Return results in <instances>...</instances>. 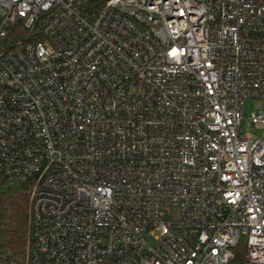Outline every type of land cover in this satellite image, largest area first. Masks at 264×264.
I'll return each mask as SVG.
<instances>
[{
    "label": "built area",
    "instance_id": "1",
    "mask_svg": "<svg viewBox=\"0 0 264 264\" xmlns=\"http://www.w3.org/2000/svg\"><path fill=\"white\" fill-rule=\"evenodd\" d=\"M247 99H264V0H0L21 264H264ZM246 120L264 128V109Z\"/></svg>",
    "mask_w": 264,
    "mask_h": 264
},
{
    "label": "trees",
    "instance_id": "2",
    "mask_svg": "<svg viewBox=\"0 0 264 264\" xmlns=\"http://www.w3.org/2000/svg\"><path fill=\"white\" fill-rule=\"evenodd\" d=\"M31 200L27 184L0 183V264H21L30 247Z\"/></svg>",
    "mask_w": 264,
    "mask_h": 264
},
{
    "label": "rangeland",
    "instance_id": "3",
    "mask_svg": "<svg viewBox=\"0 0 264 264\" xmlns=\"http://www.w3.org/2000/svg\"><path fill=\"white\" fill-rule=\"evenodd\" d=\"M264 109V99H247L244 106V121L242 124V133L247 136L259 139L264 137V128H258L254 125L248 124L246 118L249 116L250 112L254 110Z\"/></svg>",
    "mask_w": 264,
    "mask_h": 264
}]
</instances>
